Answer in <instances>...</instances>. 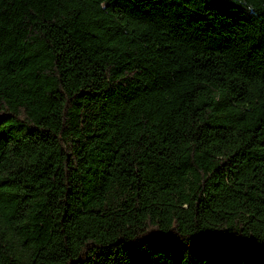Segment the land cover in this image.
<instances>
[{"label":"trees","instance_id":"16d2710c","mask_svg":"<svg viewBox=\"0 0 264 264\" xmlns=\"http://www.w3.org/2000/svg\"><path fill=\"white\" fill-rule=\"evenodd\" d=\"M0 264H264V0H0Z\"/></svg>","mask_w":264,"mask_h":264}]
</instances>
